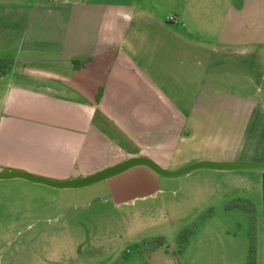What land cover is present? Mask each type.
Wrapping results in <instances>:
<instances>
[{
  "label": "crops",
  "instance_id": "crops-1",
  "mask_svg": "<svg viewBox=\"0 0 264 264\" xmlns=\"http://www.w3.org/2000/svg\"><path fill=\"white\" fill-rule=\"evenodd\" d=\"M263 49L264 0H0V56L13 58L0 76V170L63 179L134 155L167 169L264 161L261 87L229 92L212 63L249 55L256 71ZM236 175L255 186L238 197L253 204L254 264H264V170ZM0 184L60 205L82 187ZM217 247L206 264H246L248 247L236 263L238 251Z\"/></svg>",
  "mask_w": 264,
  "mask_h": 264
},
{
  "label": "rangeland",
  "instance_id": "rangeland-1",
  "mask_svg": "<svg viewBox=\"0 0 264 264\" xmlns=\"http://www.w3.org/2000/svg\"><path fill=\"white\" fill-rule=\"evenodd\" d=\"M230 56L212 58L222 75L215 83L245 94L260 86L264 101V49L256 71L249 55ZM236 171L243 170L198 168L167 177L136 165L70 192L61 205L55 195L0 184V264H206L214 245L238 251L236 263L242 245L249 247L254 209L232 201H248L238 196L255 189L252 177ZM45 201L51 204L43 207ZM193 224L195 231L180 246L179 230ZM157 237L164 243L156 245Z\"/></svg>",
  "mask_w": 264,
  "mask_h": 264
},
{
  "label": "water",
  "instance_id": "water-1",
  "mask_svg": "<svg viewBox=\"0 0 264 264\" xmlns=\"http://www.w3.org/2000/svg\"><path fill=\"white\" fill-rule=\"evenodd\" d=\"M146 165L156 173L175 177L186 174L194 169L207 168L216 170H264V161H243V160H208L196 159L176 169H167L159 165L153 159L145 155H134L126 157L116 163L93 171L91 173L76 177H68L63 179L51 178L44 175H38L22 169H2L0 170V179L7 178H24L33 182L43 183L59 188H76L85 186L96 181L111 177L132 166Z\"/></svg>",
  "mask_w": 264,
  "mask_h": 264
},
{
  "label": "trees",
  "instance_id": "trees-1",
  "mask_svg": "<svg viewBox=\"0 0 264 264\" xmlns=\"http://www.w3.org/2000/svg\"><path fill=\"white\" fill-rule=\"evenodd\" d=\"M12 63H13V58L11 56H0V76L8 71ZM74 63L80 64V63H77L76 61ZM232 202H233V205H239V206L246 205L245 207L247 208L248 211L253 210L252 203L249 200L239 201V200L234 199ZM253 218H254L253 215H250L251 223L254 221ZM251 226H253V224ZM195 227L196 226L193 224L188 227H183L182 229L179 230L177 242L180 246H183L188 241L189 235L195 231ZM248 234L250 237V244L248 247L246 264H254L255 255H254V229L253 227L252 228L249 227ZM156 239H157L156 241L153 239V242L156 245L164 243V240L162 239V237H157Z\"/></svg>",
  "mask_w": 264,
  "mask_h": 264
},
{
  "label": "built area",
  "instance_id": "built-area-1",
  "mask_svg": "<svg viewBox=\"0 0 264 264\" xmlns=\"http://www.w3.org/2000/svg\"><path fill=\"white\" fill-rule=\"evenodd\" d=\"M169 18L172 19V20H176L173 15H171Z\"/></svg>",
  "mask_w": 264,
  "mask_h": 264
}]
</instances>
